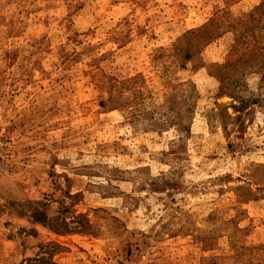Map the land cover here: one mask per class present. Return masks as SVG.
I'll list each match as a JSON object with an SVG mask.
<instances>
[{
	"label": "rangeland",
	"instance_id": "rangeland-1",
	"mask_svg": "<svg viewBox=\"0 0 264 264\" xmlns=\"http://www.w3.org/2000/svg\"><path fill=\"white\" fill-rule=\"evenodd\" d=\"M0 264H264V0H0Z\"/></svg>",
	"mask_w": 264,
	"mask_h": 264
}]
</instances>
